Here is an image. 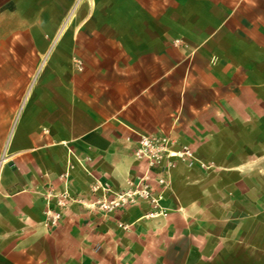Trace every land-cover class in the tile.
<instances>
[{
    "label": "crops",
    "instance_id": "obj_1",
    "mask_svg": "<svg viewBox=\"0 0 264 264\" xmlns=\"http://www.w3.org/2000/svg\"><path fill=\"white\" fill-rule=\"evenodd\" d=\"M143 136L196 158L163 173L196 198L173 207L179 226L125 211L117 239L85 204L127 192ZM65 189L48 227L45 194ZM179 236L182 264L194 240L264 264V0H0V264H106L91 257L106 240Z\"/></svg>",
    "mask_w": 264,
    "mask_h": 264
},
{
    "label": "rangeland",
    "instance_id": "obj_2",
    "mask_svg": "<svg viewBox=\"0 0 264 264\" xmlns=\"http://www.w3.org/2000/svg\"><path fill=\"white\" fill-rule=\"evenodd\" d=\"M141 140L142 137L139 145L134 150V154L145 165L142 167L140 175L133 182L129 183L130 187L127 192H112L108 189L107 192L111 194L110 196L107 194L106 196L96 197L91 203L85 204V206L89 205L87 208L96 211L94 214L95 220L103 221L105 217L111 220V235L117 237V239L120 237L119 230L121 228L129 229L128 225L121 223V214L125 211H128V214H126L128 217H133L136 209H142L144 212H139L145 216L143 220L162 218L165 221L174 222L179 226V219L177 217H170L173 207H176V205L180 207L185 201L189 202L196 198L194 195L197 192L196 189H189L186 192L187 195L184 196L183 181L174 182L163 176V173L169 172L171 169L177 168L179 170L181 168L179 172L183 171V166L180 163H185L189 158L192 160H196V158L192 154H181L186 149L182 148V146L180 148L174 147L166 139V136L149 137V143L145 145L142 144ZM171 151H175L177 154L171 155ZM96 182L100 187L93 188L92 191L94 192L98 188H102L100 182ZM172 190L178 191L179 198ZM72 202L73 198L71 197L67 207ZM213 202L214 198L203 202V208L210 207ZM80 205H83L82 201H80ZM196 214L199 215V212ZM88 216V214L83 212L76 214V225L81 226L82 224H86ZM66 217L71 219V214H66ZM204 223L206 225L208 222L205 221ZM148 230L150 231V229ZM79 231L83 232L82 227H80ZM119 241L114 239L106 240L105 248H102L100 252L97 250L94 256L92 255L91 257H95L96 261H105L106 264H118L120 255L122 257H135L138 260V264H182L186 251L185 240L180 236L172 240H138V246L134 250L131 247H124L120 250L117 244ZM126 241L131 242L135 240ZM194 241L197 245H195L196 247L193 251L194 258L191 264H254L253 261L249 262L250 255L247 248L235 247L233 250L229 249V251L225 252V255L223 254V256L216 259L215 256L219 250L215 241ZM200 243L202 245H199ZM201 256L204 260H201Z\"/></svg>",
    "mask_w": 264,
    "mask_h": 264
},
{
    "label": "built area",
    "instance_id": "obj_3",
    "mask_svg": "<svg viewBox=\"0 0 264 264\" xmlns=\"http://www.w3.org/2000/svg\"><path fill=\"white\" fill-rule=\"evenodd\" d=\"M76 64L78 66V68H81V61L76 59ZM142 144H147L149 143V139L146 137H142L141 140ZM188 154L191 155V153L189 152V150L186 149V151L181 152V154ZM65 176V182H66V178H67V174L64 175ZM46 198H47V206L45 209V219H44V224L48 227H56L58 226L61 218H62V212L53 208L52 203L54 202L56 205H58L60 208H65L68 206V203L71 200V195L69 193V191L67 189L61 191V192H54L49 190L48 192H46L45 194Z\"/></svg>",
    "mask_w": 264,
    "mask_h": 264
},
{
    "label": "bare ground",
    "instance_id": "obj_4",
    "mask_svg": "<svg viewBox=\"0 0 264 264\" xmlns=\"http://www.w3.org/2000/svg\"><path fill=\"white\" fill-rule=\"evenodd\" d=\"M176 154H177V152L171 151V155H176Z\"/></svg>",
    "mask_w": 264,
    "mask_h": 264
}]
</instances>
